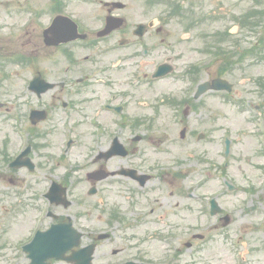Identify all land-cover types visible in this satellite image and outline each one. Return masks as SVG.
Segmentation results:
<instances>
[{
	"label": "flooded vegetation",
	"instance_id": "flooded-vegetation-1",
	"mask_svg": "<svg viewBox=\"0 0 264 264\" xmlns=\"http://www.w3.org/2000/svg\"><path fill=\"white\" fill-rule=\"evenodd\" d=\"M104 9L118 16L109 6ZM47 26L35 34L43 52L34 74L54 85L39 96L26 85L21 115L6 118V133L0 134V264H73L66 259L72 251L90 245L92 264H264V259L251 258L264 252V191L252 188L264 180L220 181L223 169L236 170L240 164L231 158L238 156V147L255 146L243 155L251 157L246 163L263 157L264 135L229 137L222 128L218 141L207 131L198 133L197 144L206 146L190 162L194 143L158 133L173 118L156 116L151 93L131 88L115 69L87 55L116 33L131 45L133 29L125 23L94 42L83 32L84 40L45 46ZM33 45L41 50L39 43ZM214 75L221 78L217 69ZM223 78L237 93L234 71ZM143 97L149 116H141ZM32 111L44 118L33 121ZM125 112L138 118H127ZM114 141L127 150L126 156L105 155ZM161 145L176 148L166 161L158 157ZM21 151L23 166L9 165ZM229 195L230 207L222 201ZM211 200L221 213H211ZM52 227L64 230L67 243L79 236L80 247H68L56 259L31 244L36 232ZM216 241L218 260L206 259L214 254L207 245Z\"/></svg>",
	"mask_w": 264,
	"mask_h": 264
},
{
	"label": "rangeland",
	"instance_id": "rangeland-1",
	"mask_svg": "<svg viewBox=\"0 0 264 264\" xmlns=\"http://www.w3.org/2000/svg\"><path fill=\"white\" fill-rule=\"evenodd\" d=\"M35 1V6H44L45 4L49 5V0H34ZM125 3L130 4L129 10L127 11V14L130 18L131 21H137L140 17L149 16V11L148 9L145 10V6L143 5L142 0H121ZM177 2H184L188 4V6H193L194 11L199 15L201 14H206V15H211V16H217L219 18L218 21L215 22H204L201 25L196 26L194 29L189 31L190 33L192 32V35L188 39V43L186 45H183L181 48L180 46L178 49L186 55V58L182 61L179 60L177 71L183 68L184 64L192 61H194L197 56L195 55H190V52L193 51L196 47L199 46V44L203 41L204 37L200 36V34H205L207 32H212V30L215 29H220L221 31L225 30L226 28L229 29V32H231V36L227 40L224 37H221L225 42L227 41L226 44H224V48L228 52H232L233 48L231 47V44H229V41L236 40L239 42L238 49H243L245 47V38H244V32L240 31L237 28L238 21L240 19L241 14L247 12L250 10V8H253L256 4V9L257 10H264V0H258L255 2L254 0H197L196 4L193 5L191 0H170L172 4ZM63 5L65 7V10L68 11L66 14L72 13V11H85L86 13H81L85 14L86 16L89 17V21L93 22L94 25H98L99 22L98 20V13L93 12V9L91 7V4H94V0H62ZM94 2V3H93ZM182 5V4H180ZM146 13V14H144ZM236 16V20H233L232 18ZM32 14L27 12V0H0V69H4L2 72L6 71L9 73V80H6L4 82H0V102H6L9 99H14L15 95L22 96L23 93V87L25 86V83H23L22 79L23 77V72H22V66L16 67V65L10 64L7 61V56L10 55L11 53L14 52H19L22 51L23 45L22 43L32 40L33 42L36 40L35 34H32V32L28 35L22 36L21 31H22V24L26 22V20L31 19ZM260 15L257 14L255 19H258ZM50 17L48 16H40L35 18V22L32 24L34 27H30L32 30H37V25L39 27L45 25L48 23L47 20H49ZM86 19L85 17H82ZM88 20V19H86ZM178 21L176 18L173 19V22L171 23V26L167 28L168 31L171 33L175 32L176 34H181V39L185 40V36L182 34L185 32L183 30V26H179V24L176 22ZM179 22V21H178ZM180 23V22H179ZM240 27V25H239ZM182 28V30H181ZM255 35L258 37V34L260 32L264 33V19L261 24V26L257 27L255 29ZM235 33V35H234ZM169 44V43H168ZM168 46H171L170 44ZM168 46L163 45L159 47V50H167ZM31 49V46L25 47V49ZM174 51H176L174 49ZM106 57V56H105ZM194 58V59H193ZM158 60H161L160 57H158ZM105 61H109V58H106ZM61 64L63 65L64 62L62 61ZM65 66V65H63ZM62 66V67H63ZM35 68V66L33 67ZM6 74V73H5ZM206 77V74H202V77ZM244 75L240 76V79H242ZM195 79H198L197 77ZM187 80L179 81L177 83H174L173 79L166 80V82H163L161 84H157L156 86H162V89L159 88L157 89L154 93V95L158 94L159 96L167 97V95L171 96L174 94V92H178L181 94V92L186 90V88H192V86H188L186 83ZM248 86L244 83H242V80L238 83V90L243 91L246 90ZM252 92L251 90H248L246 92V95H250L249 93ZM152 93V94H153ZM182 96V94H181ZM203 105L204 107L200 108L198 107L197 112L192 114L189 117V124L190 129L194 128H200V122L199 118L203 117V114L210 115V109L212 110L213 114L218 117V120L222 118L221 120V127H218L217 122L210 123L208 125L209 130L212 131V127H214L215 130V135L219 136L222 134V131L219 129H224L223 124H229V120H233L234 124H231L233 129L235 130L236 128H241L243 130H246L248 126L244 125L242 122V117L237 118L235 116V111L227 106H224L220 103H215L213 98H210L209 96L205 97L203 99ZM205 111V112H204ZM161 116H170L172 115V110L168 108H162ZM222 114V115H221ZM6 114L4 113V110L0 111V116H5ZM245 116V115H243ZM236 119V120H235ZM210 122V121H208ZM171 133L178 132L177 126L175 125L171 130ZM176 137V136H175ZM244 138H249L248 136H245ZM190 143H194V146H190V149H193L195 152H200L202 149L206 146L204 143L197 144L193 140H190ZM239 149L237 150L238 156L234 157V159H237L238 162L240 163L241 166H243V171L242 174L240 172H237L234 168H230L228 172L230 175H235L238 180H245L246 176L253 180H261L263 171L260 169H255L251 166H248L245 164V162L248 159V156H243L245 153H249L251 150L255 149V146L252 144L250 149ZM174 152L176 151V148L173 147ZM159 160H165L166 155H158ZM166 161V160H165ZM258 163H261V160H257ZM225 202L224 204L227 205L228 207L231 206V195L227 196L222 200ZM252 221H255L253 219ZM245 220H241L242 224L244 223ZM238 224V221L236 222V225ZM250 238H253L254 240H258L259 237H257L255 234H250ZM218 246L217 241L215 243H212L211 245H207L206 250H211L214 252V254H206V259H211L213 261L218 260V253L214 251V247ZM263 255H259L258 253L252 254L251 258L252 259H264V252H261Z\"/></svg>",
	"mask_w": 264,
	"mask_h": 264
}]
</instances>
